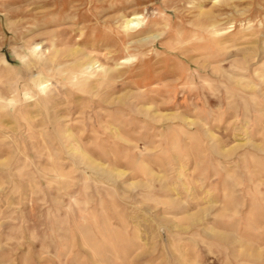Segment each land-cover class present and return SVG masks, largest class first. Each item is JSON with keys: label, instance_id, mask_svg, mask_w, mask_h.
I'll use <instances>...</instances> for the list:
<instances>
[{"label": "rangeland", "instance_id": "obj_1", "mask_svg": "<svg viewBox=\"0 0 264 264\" xmlns=\"http://www.w3.org/2000/svg\"><path fill=\"white\" fill-rule=\"evenodd\" d=\"M0 264H264V0H0Z\"/></svg>", "mask_w": 264, "mask_h": 264}]
</instances>
